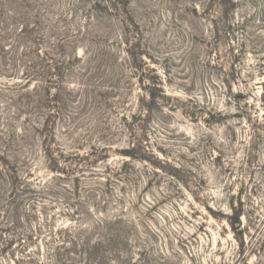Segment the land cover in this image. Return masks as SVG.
<instances>
[{"label":"rangeland","instance_id":"rangeland-1","mask_svg":"<svg viewBox=\"0 0 264 264\" xmlns=\"http://www.w3.org/2000/svg\"><path fill=\"white\" fill-rule=\"evenodd\" d=\"M61 257L264 264V0H0V264Z\"/></svg>","mask_w":264,"mask_h":264},{"label":"trees","instance_id":"trees-1","mask_svg":"<svg viewBox=\"0 0 264 264\" xmlns=\"http://www.w3.org/2000/svg\"><path fill=\"white\" fill-rule=\"evenodd\" d=\"M89 260L87 259V260H85L84 262H82V260H81V262H78V261H75V260H73V259H71V258H67L66 257V260H64L62 257L61 258H58L57 259V264H73L74 262H77V264H88L89 262H88ZM91 262L93 263H96L95 262V260H91ZM92 263H90V264H92ZM98 264H106L104 261H101L100 263H98Z\"/></svg>","mask_w":264,"mask_h":264}]
</instances>
